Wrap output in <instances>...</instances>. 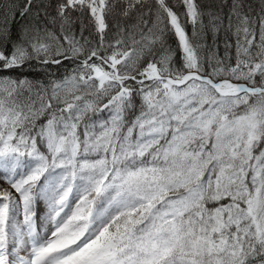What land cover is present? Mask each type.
<instances>
[{
    "label": "snow or ice",
    "instance_id": "snow-or-ice-1",
    "mask_svg": "<svg viewBox=\"0 0 264 264\" xmlns=\"http://www.w3.org/2000/svg\"><path fill=\"white\" fill-rule=\"evenodd\" d=\"M0 264H264V0H0Z\"/></svg>",
    "mask_w": 264,
    "mask_h": 264
}]
</instances>
